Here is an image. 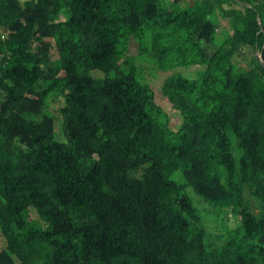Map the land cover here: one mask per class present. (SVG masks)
I'll list each match as a JSON object with an SVG mask.
<instances>
[{
    "label": "trees",
    "instance_id": "obj_1",
    "mask_svg": "<svg viewBox=\"0 0 264 264\" xmlns=\"http://www.w3.org/2000/svg\"><path fill=\"white\" fill-rule=\"evenodd\" d=\"M142 63L183 70L177 129ZM187 188L238 219L219 245ZM0 235V264H264V0H0Z\"/></svg>",
    "mask_w": 264,
    "mask_h": 264
},
{
    "label": "rangeland",
    "instance_id": "obj_2",
    "mask_svg": "<svg viewBox=\"0 0 264 264\" xmlns=\"http://www.w3.org/2000/svg\"><path fill=\"white\" fill-rule=\"evenodd\" d=\"M21 2H24L26 0H20ZM228 26L227 20L219 19L218 20V39L221 31L226 29ZM138 53V43L134 39H130L127 44V55L128 56H136ZM252 56L260 58V55L257 51L247 50L245 49L243 57H237L233 61L238 65L239 67L243 69H248L249 62L251 61ZM143 67V77L144 81L151 87L154 100L156 104L169 116V125L172 130L177 129L179 123H180V117L175 113L170 105L164 100L162 94H161V86L164 81V79L171 75L175 71H183L181 68H176L171 71H159L155 70V67L152 65H148L147 63H142L140 65ZM196 68H190L188 69V73L190 74L192 71H195ZM187 73V74H188ZM90 74L93 77H101L102 73L99 71H92ZM63 100L60 99L57 103L51 102L49 100L47 111L49 112V115L54 120V137L56 141L58 142H65V137H63L61 128H62V119L59 115L58 111L60 106H62ZM174 180L181 182V176L180 173L176 172L174 176L172 177ZM186 192L188 196L190 197L191 201L193 202V205L198 208L199 216L206 227L208 233L210 234V237L206 239L207 242H211L214 245H219L220 242L217 241V237L215 235H220L221 241H224L225 238L230 236L232 234V231L236 230L239 226V221L237 218L233 216L229 211L224 214L217 210L211 209V207L200 197H198L191 188H187ZM31 219L34 221H38V218L36 214L32 211L30 215ZM230 232V233H228ZM5 248V240L0 235V251H2Z\"/></svg>",
    "mask_w": 264,
    "mask_h": 264
},
{
    "label": "water",
    "instance_id": "obj_3",
    "mask_svg": "<svg viewBox=\"0 0 264 264\" xmlns=\"http://www.w3.org/2000/svg\"><path fill=\"white\" fill-rule=\"evenodd\" d=\"M259 61L261 62V64L263 65V62H262V59L261 58H259Z\"/></svg>",
    "mask_w": 264,
    "mask_h": 264
}]
</instances>
